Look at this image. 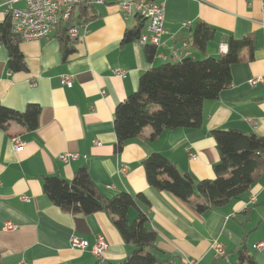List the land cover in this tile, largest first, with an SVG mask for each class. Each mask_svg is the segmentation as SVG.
I'll return each instance as SVG.
<instances>
[{"label": "crops", "instance_id": "crops-1", "mask_svg": "<svg viewBox=\"0 0 264 264\" xmlns=\"http://www.w3.org/2000/svg\"><path fill=\"white\" fill-rule=\"evenodd\" d=\"M154 1L163 5L167 33L161 36L151 60H147L138 38L122 41L125 31L139 20L140 34L144 33L147 20L133 9L124 16L118 0L74 7L72 22L85 28L75 39L73 51L65 56L55 35L58 25L48 37L19 41L24 71L8 70L7 50L0 42V104L17 111L31 103L40 107L34 130L13 120L0 126V264H94L98 259L91 248L99 235L108 242L103 261H120L132 252V245L123 241L106 213L64 212L43 192L44 176L70 179L83 165L107 197L122 191L145 194L149 204L137 201V206L157 232V255L171 260L156 264H186L188 259H195L196 264H238L240 246L264 264V249L253 247L264 241V174L238 198L199 214L179 197L150 186L141 164L143 157L156 151L195 181L212 178V166L219 155L211 130L237 129L264 136V99H258L264 96L261 0ZM24 6L23 0H0V22L7 8ZM197 21L216 31L204 52L188 40ZM183 22L189 25L183 26ZM227 33L236 39L249 36L252 57L248 58V47H242V60L230 66V86L216 99L204 101L201 125L163 130L153 139H149L152 127L145 126L116 153L114 110L136 90L140 73L174 61V50L176 60L217 57L220 44L227 48L218 38ZM116 69L123 70L124 75L117 76ZM63 74L72 75L71 86L62 83ZM256 77L258 81L250 84L249 80ZM13 137L23 143L20 150H14ZM188 151L195 154L194 159ZM63 152H75L78 157L64 162L58 157ZM251 195L255 201L248 203ZM136 213L135 207L130 208L128 219L133 220ZM5 221L18 227L4 230ZM72 235L87 240L88 247L71 248ZM214 240L221 241L225 248L224 256L218 259H214L211 248Z\"/></svg>", "mask_w": 264, "mask_h": 264}, {"label": "trees", "instance_id": "trees-1", "mask_svg": "<svg viewBox=\"0 0 264 264\" xmlns=\"http://www.w3.org/2000/svg\"><path fill=\"white\" fill-rule=\"evenodd\" d=\"M86 6L83 7V9ZM72 23L61 22L55 31L63 55L74 49L66 30ZM141 21L127 29L122 41L137 39ZM213 27L197 21L189 42L204 52L207 43L215 37ZM219 42L227 44V50L217 57L201 59L185 57L167 61L142 71L135 91L119 102L114 110L113 128L116 141L113 145L120 152L125 142L137 136L145 126L152 127L149 139L163 130L198 128L202 123V106L205 100L216 99L221 90L230 86V66L242 60L241 49L247 46L251 58L252 40L249 36L236 39L232 34H221ZM0 42L7 50V68L24 71L26 65L19 50V39L11 29V17L0 22ZM147 60L156 53V46L143 45ZM258 99H264V96ZM156 108L155 109V107ZM40 107L31 103L23 111L0 104V126L13 120L23 123L27 129L38 127ZM219 160L212 166L214 177L195 181L188 172H181L175 162L160 152H151L142 158L147 183L158 191H168L187 202L199 214L221 207L238 198L264 174V136L237 129H213ZM42 190L52 203L64 212L89 215L95 212L107 214L123 241L132 245V252L120 261H103L94 264H156L170 262L157 255V232L148 225L147 215L137 206V201L149 204L145 194L134 195L119 192L105 196L88 173L86 165L80 166L70 179L57 175L44 176ZM136 208L133 220L127 217L130 208ZM238 264H259L244 246L238 248Z\"/></svg>", "mask_w": 264, "mask_h": 264}, {"label": "built area", "instance_id": "built-area-1", "mask_svg": "<svg viewBox=\"0 0 264 264\" xmlns=\"http://www.w3.org/2000/svg\"><path fill=\"white\" fill-rule=\"evenodd\" d=\"M12 1V0H11ZM25 6L23 8H7L6 14L11 17V29L17 35L19 41L34 40L48 37L50 32L61 22L68 21L72 17L74 7L79 3H92L101 0H23ZM118 6L124 16H127L133 9L140 17L147 20L146 31L138 37V42L141 45L150 44L158 46L161 44V36L167 33L164 26V12L163 5L154 0H118ZM260 24L264 38V0H261V18ZM183 26L189 25L187 22L182 23ZM84 24L71 23L66 30V34L70 40L77 39L82 34ZM187 42H183L186 45ZM226 45L220 44V51H226ZM163 57V56H161ZM172 60L177 59L176 50L173 51ZM164 58V57H163ZM117 76H123V70H114ZM259 78H252L249 80L250 84H255ZM61 81L66 86H71L73 77L70 74H63ZM34 85L35 82H32ZM250 123L255 127V121L250 119ZM13 148L15 151L20 150L23 143L17 138H12ZM191 159L195 158V154L188 151ZM59 159L64 162L75 159L78 154L75 152H63L58 155ZM126 168L121 167L124 172ZM22 198H27L22 195ZM255 196L251 195L248 198V203H253ZM3 229L7 231L15 230L18 225L11 221L3 222ZM71 248L85 250L88 247L87 240L72 235L69 239ZM108 247V242L104 236L99 235L91 248V254L97 259H102L104 252ZM254 249H264V241H258L253 245ZM214 259H218L225 254L224 244L219 240H214L211 244ZM186 264H196L195 259L186 260Z\"/></svg>", "mask_w": 264, "mask_h": 264}, {"label": "rangeland", "instance_id": "rangeland-1", "mask_svg": "<svg viewBox=\"0 0 264 264\" xmlns=\"http://www.w3.org/2000/svg\"><path fill=\"white\" fill-rule=\"evenodd\" d=\"M156 108H158L157 105H156L155 109H156Z\"/></svg>", "mask_w": 264, "mask_h": 264}]
</instances>
